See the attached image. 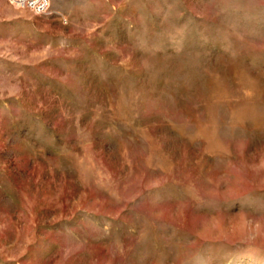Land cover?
I'll return each instance as SVG.
<instances>
[{"label":"rangeland","instance_id":"374dc122","mask_svg":"<svg viewBox=\"0 0 264 264\" xmlns=\"http://www.w3.org/2000/svg\"><path fill=\"white\" fill-rule=\"evenodd\" d=\"M0 264H264V0H0Z\"/></svg>","mask_w":264,"mask_h":264},{"label":"built area","instance_id":"2783aa9c","mask_svg":"<svg viewBox=\"0 0 264 264\" xmlns=\"http://www.w3.org/2000/svg\"><path fill=\"white\" fill-rule=\"evenodd\" d=\"M13 6H28L29 9L37 10V14H44L49 8V0H7Z\"/></svg>","mask_w":264,"mask_h":264}]
</instances>
